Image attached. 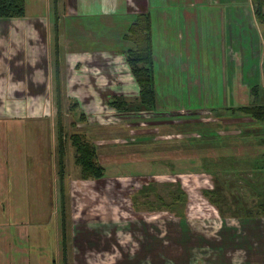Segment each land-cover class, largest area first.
Masks as SVG:
<instances>
[{
  "label": "rangeland",
  "instance_id": "rangeland-1",
  "mask_svg": "<svg viewBox=\"0 0 264 264\" xmlns=\"http://www.w3.org/2000/svg\"><path fill=\"white\" fill-rule=\"evenodd\" d=\"M64 2L25 0L23 17L0 18L1 37L21 33L11 36L15 58L9 59L6 87L28 99L0 114V134L8 136L0 144L10 157L0 161V230L13 254L30 264H198V247L181 251V223L204 229L211 218L212 225L218 220L240 227L245 208L251 217L262 212L264 121L230 110L193 116L183 107L174 114L119 113L108 104L110 91L99 92L92 105L89 93L96 92L81 90L73 48L56 40L71 27ZM33 78L40 80L41 106L33 105ZM151 127L157 130L139 140ZM73 134L95 145L102 179L83 177ZM217 182L221 202L213 204L205 191ZM148 183L149 195L139 194ZM178 187L184 197L173 204ZM258 221L264 234V217Z\"/></svg>",
  "mask_w": 264,
  "mask_h": 264
},
{
  "label": "crops",
  "instance_id": "crops-1",
  "mask_svg": "<svg viewBox=\"0 0 264 264\" xmlns=\"http://www.w3.org/2000/svg\"><path fill=\"white\" fill-rule=\"evenodd\" d=\"M63 11L72 18L71 27L65 31V38L61 33L56 40L73 48L70 56L81 63V90L96 92L89 93L94 106L101 91L113 92L108 101L115 96L136 101L139 96L140 88L124 49L132 47L125 34L140 13L150 17L156 91L155 108L150 111L174 114L183 107L193 116L207 110L231 111L251 103V88L264 81V31L250 0H65ZM4 23L0 21V27ZM20 34L12 32V40L19 39ZM11 36L0 35V114L2 108L28 100L27 95H11L6 87L9 59L15 58ZM22 58L18 57V63ZM32 81L33 105L41 106L36 87L40 80ZM170 121L160 120L162 124ZM148 129L139 133V140L146 138L144 132L157 130ZM5 135L0 134V138ZM24 135L23 130L22 159H26ZM9 158L5 159L0 144V161L7 163ZM256 217L244 216V226L240 227L218 220L212 225L211 218L204 222V229L181 223V251L186 255L190 246L198 247L202 252L198 264H263L260 259L264 255L254 254L264 252V234L258 227L262 226L258 220L264 216ZM208 226L212 228L206 229ZM9 240L4 229L0 230V264H30L22 254H13ZM250 252L252 255H248Z\"/></svg>",
  "mask_w": 264,
  "mask_h": 264
},
{
  "label": "trees",
  "instance_id": "trees-1",
  "mask_svg": "<svg viewBox=\"0 0 264 264\" xmlns=\"http://www.w3.org/2000/svg\"><path fill=\"white\" fill-rule=\"evenodd\" d=\"M253 4V11L259 24L264 26V0H250ZM25 15V0H0V18H17ZM264 31V29H263ZM125 39L132 42V47L124 49L126 61L130 66L131 72L139 85V96L136 101H128L123 96L113 97L108 101L109 106L118 111H141L154 110L156 104V91L153 78V53L151 45V27L150 17L148 14L140 13L136 20L129 26ZM263 66H264V33H263ZM264 81L261 84H256L251 88L253 99L251 103L231 108V112L240 111L247 115L251 120L256 122L264 121ZM73 142L76 146V163L80 165L84 178L102 179L105 175V168L98 162L96 158V147L90 144L78 134H73ZM60 150L62 147L60 144ZM62 160V159H61ZM62 166V165H61ZM147 185H150L148 183ZM143 185L139 194L144 196L149 195L152 186ZM214 190L205 191L207 198H211L212 203L218 204L221 202L220 196L217 194L220 190V184L215 183ZM179 191V187H178ZM179 196L174 198V203L181 201L184 194L180 189ZM183 195V196H182ZM159 200L161 198L158 196ZM262 201V203H261ZM258 205H261L262 212L258 211L259 215L264 216V201L261 200ZM163 203V202H162ZM161 203V206H162ZM213 203V204H214ZM160 206V207H161ZM178 208H181V206ZM249 208L244 210V216H251ZM184 216V211L178 213ZM253 215V214H252Z\"/></svg>",
  "mask_w": 264,
  "mask_h": 264
}]
</instances>
